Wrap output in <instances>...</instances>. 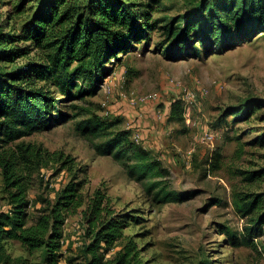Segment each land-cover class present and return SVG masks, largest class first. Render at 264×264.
<instances>
[{"label": "rangeland", "instance_id": "374dc122", "mask_svg": "<svg viewBox=\"0 0 264 264\" xmlns=\"http://www.w3.org/2000/svg\"><path fill=\"white\" fill-rule=\"evenodd\" d=\"M21 1L0 0V26L10 34L22 33L39 2ZM199 1L159 0L150 6L151 17L188 15ZM161 39L160 29L155 28L149 41L134 42L119 55V61L112 59L106 65L110 74L83 99L69 100L54 92L59 105H67L69 115H77L72 106L85 115L15 142L62 153L73 163L72 171L50 161L32 173L30 216L41 198L54 201L78 170L82 171L78 178L85 180L84 203L65 222L60 264L85 262L83 214L96 189L107 194L116 213L138 217L129 221L124 235L137 244L141 264H264V235L251 245H235L225 234L229 229L239 236L248 220L264 211L257 207L242 218L236 208L247 194L264 195V34L234 48L179 60H169L158 50ZM35 56L32 51L17 63ZM5 68L9 70L11 65ZM175 99H181L186 107L182 122L169 120L170 104ZM131 100L142 101L145 107H132ZM250 106L247 117H223L229 108L245 111ZM85 112L119 120L117 128L139 135V143L170 171L166 192L182 198L157 202L153 193L144 190V182L130 178L120 163L96 154L75 127L86 118ZM243 172L258 176L246 181L248 174ZM5 207L0 169V209ZM127 237L116 242L109 257ZM6 250L18 259L12 264H46L39 251L27 253L18 241H7Z\"/></svg>", "mask_w": 264, "mask_h": 264}, {"label": "trees", "instance_id": "16d2710c", "mask_svg": "<svg viewBox=\"0 0 264 264\" xmlns=\"http://www.w3.org/2000/svg\"><path fill=\"white\" fill-rule=\"evenodd\" d=\"M157 1L39 0L21 34H10L0 26V169L6 198L5 209H0V264L18 260L6 250L9 240L18 241L27 253L39 251L46 264H60L65 222L84 203L85 180L78 178L82 171L76 170L55 200L41 198L30 216L32 173L50 161L72 171L73 163L62 153L15 142L85 115L76 106L72 107L77 115H69L67 105H59L54 92L69 100L93 94L102 78L110 74L106 65L112 59L119 61V55L134 42L149 41L155 28L162 34L158 50L169 60L227 50L264 34V0H200L188 15L152 19L150 6ZM22 42L26 43L20 45ZM32 51L36 52L34 59L17 63ZM251 108H229L223 117H247ZM185 110L181 99L173 100L169 120L184 121ZM118 124L119 120L87 113L75 127L96 154L111 156L130 178L144 182V190L153 193L157 202L180 200L181 196L166 192L169 169L136 142L130 130L117 128ZM243 174H248L246 181L258 176L255 172ZM257 207L264 208V195L247 194L236 203L242 218ZM83 215L84 264H141L137 244L124 235L129 221L138 220L136 214L116 213L107 194L96 189ZM225 234L235 245H251L264 235V211L251 217L239 236L229 229ZM126 237L122 247L109 257L116 242Z\"/></svg>", "mask_w": 264, "mask_h": 264}, {"label": "built area", "instance_id": "2783aa9c", "mask_svg": "<svg viewBox=\"0 0 264 264\" xmlns=\"http://www.w3.org/2000/svg\"><path fill=\"white\" fill-rule=\"evenodd\" d=\"M129 104L132 106V107H135L137 109H143V107H145V104L141 101H137V100H131L129 102ZM186 115V113H185ZM133 139L139 143V135H133Z\"/></svg>", "mask_w": 264, "mask_h": 264}]
</instances>
